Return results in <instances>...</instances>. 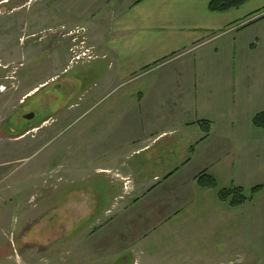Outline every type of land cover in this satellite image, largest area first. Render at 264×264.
I'll return each mask as SVG.
<instances>
[{"label":"crops","instance_id":"0c3cea01","mask_svg":"<svg viewBox=\"0 0 264 264\" xmlns=\"http://www.w3.org/2000/svg\"><path fill=\"white\" fill-rule=\"evenodd\" d=\"M211 1L0 0V29L24 19L32 33L82 17L90 46L113 68L105 84L138 80V101L126 109L124 134L108 138L111 151L139 155L124 174L114 172L124 181L134 176L135 204L149 207L146 214L139 208V227L130 231L136 239L205 199L186 211L185 229L201 233L196 264H264V128L253 123L264 112V0L220 12ZM24 31H16L18 39ZM0 53L13 55L14 49ZM48 81L29 88L20 102ZM57 93L42 99L54 101ZM202 172L217 188L198 185L201 191L191 193ZM226 185L263 187L232 207L215 192ZM151 195L152 203L146 199Z\"/></svg>","mask_w":264,"mask_h":264},{"label":"rangeland","instance_id":"374dc122","mask_svg":"<svg viewBox=\"0 0 264 264\" xmlns=\"http://www.w3.org/2000/svg\"><path fill=\"white\" fill-rule=\"evenodd\" d=\"M78 19L32 33L24 19L0 29V52L14 49L13 55L0 53V85L6 86L0 90V264H196L201 233L185 229L186 211L205 199L193 200L143 240L131 234L139 227V208L146 214L149 207L135 204L139 191L132 194L129 180L135 177L124 181L114 172L124 174L139 155L111 151L108 138L124 134L139 82L106 85L113 68L100 51L73 60V37L84 36L91 45L86 21ZM24 29L18 39L16 31ZM47 79L20 102V95ZM53 91L56 100L42 99ZM29 112L34 118L24 119ZM197 183L191 193L199 190ZM252 188H243L245 194Z\"/></svg>","mask_w":264,"mask_h":264},{"label":"trees","instance_id":"16d2710c","mask_svg":"<svg viewBox=\"0 0 264 264\" xmlns=\"http://www.w3.org/2000/svg\"><path fill=\"white\" fill-rule=\"evenodd\" d=\"M248 0H212L211 9L213 11H227L235 7H239L245 4ZM253 123L256 127L264 128V112L255 116ZM201 124H206L201 122ZM205 131H210V125L207 123ZM198 182L203 187L217 188L216 180L209 174L202 172L198 176ZM262 185L255 186L251 189V194L246 195L243 187L232 185L229 188H223L218 190V198L223 202H228L232 207H237L245 204L251 200L255 194L262 190Z\"/></svg>","mask_w":264,"mask_h":264},{"label":"built area","instance_id":"2783aa9c","mask_svg":"<svg viewBox=\"0 0 264 264\" xmlns=\"http://www.w3.org/2000/svg\"><path fill=\"white\" fill-rule=\"evenodd\" d=\"M72 51L74 53L73 60L74 59L75 60H79V59H82V58H91L94 55L93 48L92 47H87L86 46V42L84 40H82L80 42V44H75V46L72 48Z\"/></svg>","mask_w":264,"mask_h":264},{"label":"flooded vegetation","instance_id":"af4514ba","mask_svg":"<svg viewBox=\"0 0 264 264\" xmlns=\"http://www.w3.org/2000/svg\"><path fill=\"white\" fill-rule=\"evenodd\" d=\"M2 88V89H1ZM3 88H6V86L5 85H0V90H3ZM25 102V101H24ZM23 102V103H24ZM29 114H31V113H25V114H23V117H24V119H28V118H26V116L27 115H29ZM10 115H12V114H10ZM33 119V118H32Z\"/></svg>","mask_w":264,"mask_h":264},{"label":"water","instance_id":"95a60500","mask_svg":"<svg viewBox=\"0 0 264 264\" xmlns=\"http://www.w3.org/2000/svg\"><path fill=\"white\" fill-rule=\"evenodd\" d=\"M33 117H34V113H31V114L26 116V118H28V119H32Z\"/></svg>","mask_w":264,"mask_h":264}]
</instances>
